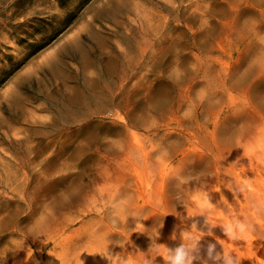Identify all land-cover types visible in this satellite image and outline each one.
<instances>
[{
  "label": "rangeland",
  "instance_id": "rangeland-1",
  "mask_svg": "<svg viewBox=\"0 0 264 264\" xmlns=\"http://www.w3.org/2000/svg\"><path fill=\"white\" fill-rule=\"evenodd\" d=\"M0 227L7 264H264V0H0Z\"/></svg>",
  "mask_w": 264,
  "mask_h": 264
},
{
  "label": "bare ground",
  "instance_id": "bare-ground-1",
  "mask_svg": "<svg viewBox=\"0 0 264 264\" xmlns=\"http://www.w3.org/2000/svg\"><path fill=\"white\" fill-rule=\"evenodd\" d=\"M213 10H214V8H213ZM223 10H224V8H223ZM202 46L206 50H210V49L214 48V46H216V45H214V42L212 40H210V38H207L204 42H202ZM88 60L92 61L94 59L93 58L92 59H87V61ZM103 69L104 70L102 72V75H108V77L109 76H111V77L115 76V71H117V62H116V60L108 59L105 62L104 66H103ZM102 83H103V80H102L101 77H95V80L93 82H91L87 88L75 89V92H73L72 94L68 95V103H67V105H66V107L64 109L67 112H70L71 115L76 114L75 117H77V116H81L82 117L83 116V118H87L89 115L92 114L93 105H96L100 109L105 107V106L111 105L110 103H113L114 98H113V96H111L112 94L109 93L110 92L109 88H111V90H113V87H114L113 85L115 83V78H113L112 80L106 81L105 85H102ZM168 86H169L168 84H164V85L161 84V86H159L158 89L154 90L155 92H153L150 95L151 96V100H149L148 103L147 102L142 103V104L140 103L141 104V108L145 109L148 105L149 106H154V107H157V108L162 107L164 105L163 100L165 98H167L166 95L169 94L168 92H166L167 89L169 90ZM115 97L117 98L118 95H116ZM131 118L134 119V120L138 119L137 116L134 115V114H131ZM90 123H92V122H90ZM94 127H95V123L93 122V129H92V126H91V128L90 127H82V129H79L78 132H80V135H82L84 140H85L84 147H82L83 149L88 148V146H92V143L96 144L97 142L100 141V140H98L99 134H97V131L94 129ZM115 143H118V142H115ZM107 147H108V149L114 148L113 145H110V146H107ZM8 167H9V165H8ZM9 170L11 172V167L9 168ZM91 173H92V168H91V165L88 164L84 168L81 176L82 177H86L88 174H91ZM10 175H14V177H18V172H16V173L15 172H11ZM70 196H71V191L67 190L63 197L67 198V197H70ZM67 204H71V203H67ZM15 218H16V213L11 214L9 216V218L6 219L2 223L1 227H4V226L8 225ZM48 224H49L48 221L41 223V225L43 227H46ZM42 228H40V230H39L40 232H43ZM21 248H22V250H23V248H25L23 242L20 243L19 246H16L14 248L10 247L8 249H10L11 255H13L14 257H17L21 253ZM0 264H7L5 262L4 257H3V255L1 253H0Z\"/></svg>",
  "mask_w": 264,
  "mask_h": 264
},
{
  "label": "clouds",
  "instance_id": "clouds-1",
  "mask_svg": "<svg viewBox=\"0 0 264 264\" xmlns=\"http://www.w3.org/2000/svg\"><path fill=\"white\" fill-rule=\"evenodd\" d=\"M175 264H180L179 255H178V257H177V260H176Z\"/></svg>",
  "mask_w": 264,
  "mask_h": 264
}]
</instances>
